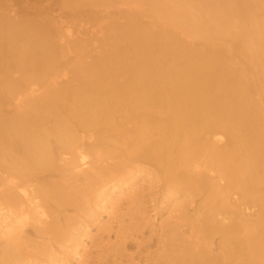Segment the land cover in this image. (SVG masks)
Returning <instances> with one entry per match:
<instances>
[{"label": "bare ground", "instance_id": "6f19581e", "mask_svg": "<svg viewBox=\"0 0 264 264\" xmlns=\"http://www.w3.org/2000/svg\"><path fill=\"white\" fill-rule=\"evenodd\" d=\"M264 264V0H0V264Z\"/></svg>", "mask_w": 264, "mask_h": 264}, {"label": "rangeland", "instance_id": "374dc122", "mask_svg": "<svg viewBox=\"0 0 264 264\" xmlns=\"http://www.w3.org/2000/svg\"><path fill=\"white\" fill-rule=\"evenodd\" d=\"M75 264V263H74Z\"/></svg>", "mask_w": 264, "mask_h": 264}]
</instances>
